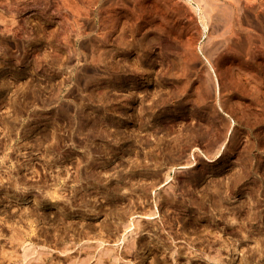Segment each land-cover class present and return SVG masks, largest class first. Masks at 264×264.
Returning a JSON list of instances; mask_svg holds the SVG:
<instances>
[{
    "label": "rangeland",
    "instance_id": "obj_1",
    "mask_svg": "<svg viewBox=\"0 0 264 264\" xmlns=\"http://www.w3.org/2000/svg\"><path fill=\"white\" fill-rule=\"evenodd\" d=\"M13 259L264 264V0H0Z\"/></svg>",
    "mask_w": 264,
    "mask_h": 264
},
{
    "label": "bare ground",
    "instance_id": "obj_2",
    "mask_svg": "<svg viewBox=\"0 0 264 264\" xmlns=\"http://www.w3.org/2000/svg\"><path fill=\"white\" fill-rule=\"evenodd\" d=\"M41 257H42V256H41ZM40 259H41V258H40ZM42 260H43V257H42ZM44 260H45V259H44ZM16 262H17V260H15V259L12 260V263L15 264ZM19 263H20V262H19Z\"/></svg>",
    "mask_w": 264,
    "mask_h": 264
}]
</instances>
